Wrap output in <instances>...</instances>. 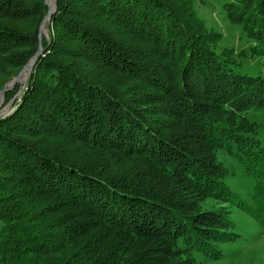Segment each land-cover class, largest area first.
Masks as SVG:
<instances>
[{
  "label": "trees",
  "instance_id": "1",
  "mask_svg": "<svg viewBox=\"0 0 264 264\" xmlns=\"http://www.w3.org/2000/svg\"><path fill=\"white\" fill-rule=\"evenodd\" d=\"M223 8L259 55L264 0ZM46 11L0 0V91L36 53ZM51 22L21 101L0 117V264H140L146 249L123 257L131 241L212 238L217 221L197 200H233L222 149L257 182L247 213L264 226V147L242 114L264 108V77L239 72L245 51L217 52L189 0H56Z\"/></svg>",
  "mask_w": 264,
  "mask_h": 264
},
{
  "label": "rangeland",
  "instance_id": "2",
  "mask_svg": "<svg viewBox=\"0 0 264 264\" xmlns=\"http://www.w3.org/2000/svg\"><path fill=\"white\" fill-rule=\"evenodd\" d=\"M229 1L231 0H189L196 15L203 21L205 27L213 34H219L220 37L216 46H214L215 50L220 52L224 49H233L237 56V58L234 57L235 60L238 59L240 50L245 51L246 56L238 59L240 62L239 72L248 75L260 74L264 77V50L259 55H252L249 52L252 41L245 36L240 25L232 23L226 16L223 5ZM47 2L50 7L53 6L52 0H47ZM57 31L64 33L61 29ZM54 34L55 30H53L50 17L49 19L47 18L41 36L38 38L42 47V51L38 56L43 52L42 37L49 43ZM71 43L74 42L71 41ZM34 65L35 62L32 67L27 65L23 71L24 66L16 72H10L12 74L9 75L4 86L10 83L19 73L22 72V75L23 72H26V74L20 80L19 77L18 81L7 89L11 90L14 85L19 86V90L9 102L5 101L4 92L3 99L0 101V114L8 111V115L14 110L16 104L21 101V94L26 89V84ZM145 91L152 90L144 88L142 92L145 93ZM242 114L250 121L256 123V136L264 147V108L247 109ZM38 141L56 148L61 140L39 138ZM66 144L69 146L64 148L65 151H72V143ZM0 153H6V149L1 144ZM215 159L218 166L222 169V183L229 189L227 191L228 197L231 193L230 197L233 200L231 201L229 198V201L221 198H200L197 200V207L203 215L211 217V220L215 222L217 221V225H215L217 233L211 232L210 236L212 238L203 240H195L188 234L178 240L175 238H164L163 235H160L150 239L145 245L131 241L127 246L126 254L123 256L124 259L131 257L134 249L137 252L146 249V254L139 258L136 263L144 264L146 261V264H264V226L247 213L249 211L256 214V210L259 209V204L254 201V197L257 195V182L246 173L242 164L225 150H217ZM185 193L189 197L190 194L187 191ZM185 193L182 195L184 196ZM167 248L171 250L169 255L164 254Z\"/></svg>",
  "mask_w": 264,
  "mask_h": 264
},
{
  "label": "water",
  "instance_id": "3",
  "mask_svg": "<svg viewBox=\"0 0 264 264\" xmlns=\"http://www.w3.org/2000/svg\"><path fill=\"white\" fill-rule=\"evenodd\" d=\"M52 2H53V6L52 7H50V5L48 4V2H47V0H45V4L48 6V11H47V13H46V15L44 16V18H43V20H42V22H41V25H40V30H39V34H38V38H40V36H41V32H42V24L45 22V20L48 18H50L51 17V15H52V13L55 11V9H56V5H55V0H52ZM41 51H42V47H41V44H39V50L37 51V53L34 55V57L23 67V69H22V71L25 69V67L27 66V65H29V67H32V65L34 64V62H35V60H36V58L38 57V55L41 53ZM22 73V72H21ZM21 73H19L16 77H14L11 81H10V83H8V84H6L4 87H3V89L0 91V101L3 99V94H4V92L7 90V89H9L16 81H18V77L20 76V74ZM7 113H8V111H6L5 113H2V114H0V116L1 117H3V116H5V115H7Z\"/></svg>",
  "mask_w": 264,
  "mask_h": 264
},
{
  "label": "bare ground",
  "instance_id": "4",
  "mask_svg": "<svg viewBox=\"0 0 264 264\" xmlns=\"http://www.w3.org/2000/svg\"><path fill=\"white\" fill-rule=\"evenodd\" d=\"M49 2H50V1H49ZM46 22H47V19L45 20V22H44V24H43L42 31H43V29H44V27H45V24H46ZM25 74H26V72H23V74H22V75L20 74V76H19L20 78L18 77V78H19V80H20V79H21V78H22V77H23Z\"/></svg>",
  "mask_w": 264,
  "mask_h": 264
}]
</instances>
